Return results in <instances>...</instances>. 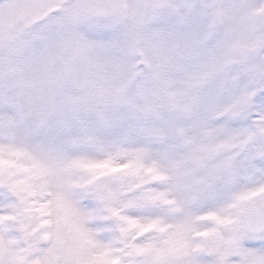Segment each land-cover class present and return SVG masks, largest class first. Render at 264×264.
<instances>
[{"label":"rangeland","instance_id":"obj_1","mask_svg":"<svg viewBox=\"0 0 264 264\" xmlns=\"http://www.w3.org/2000/svg\"><path fill=\"white\" fill-rule=\"evenodd\" d=\"M258 30L264 0H0V264H108L114 226L122 264H264Z\"/></svg>","mask_w":264,"mask_h":264},{"label":"water","instance_id":"obj_2","mask_svg":"<svg viewBox=\"0 0 264 264\" xmlns=\"http://www.w3.org/2000/svg\"><path fill=\"white\" fill-rule=\"evenodd\" d=\"M244 220L248 233L260 234L264 232V192L250 199Z\"/></svg>","mask_w":264,"mask_h":264}]
</instances>
